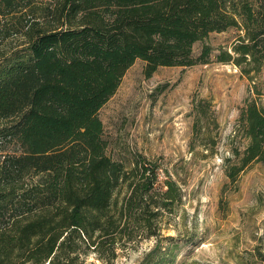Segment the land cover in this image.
Segmentation results:
<instances>
[{"label":"trees","instance_id":"trees-1","mask_svg":"<svg viewBox=\"0 0 264 264\" xmlns=\"http://www.w3.org/2000/svg\"><path fill=\"white\" fill-rule=\"evenodd\" d=\"M231 28L240 34L215 60L257 96L239 110L234 182L264 161V0H0V264L107 259L171 212L175 182L145 159L126 170L107 156L98 112L136 60L146 77L206 64L213 49L194 44Z\"/></svg>","mask_w":264,"mask_h":264},{"label":"rangeland","instance_id":"rangeland-1","mask_svg":"<svg viewBox=\"0 0 264 264\" xmlns=\"http://www.w3.org/2000/svg\"><path fill=\"white\" fill-rule=\"evenodd\" d=\"M238 34L231 28L195 43L194 55L204 44L213 49L206 64L158 67L146 77L136 60L101 107L106 155L126 170L140 159L156 165L180 201L158 213L151 230L117 244L113 257L92 252L79 258L84 264H264V161L234 182L226 176L245 145L239 110L257 97L236 65L215 60ZM255 80L262 98L263 73Z\"/></svg>","mask_w":264,"mask_h":264}]
</instances>
